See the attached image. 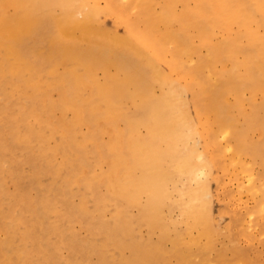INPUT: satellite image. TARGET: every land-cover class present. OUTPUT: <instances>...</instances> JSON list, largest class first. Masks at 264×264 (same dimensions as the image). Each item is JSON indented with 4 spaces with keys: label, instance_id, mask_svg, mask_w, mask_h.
I'll list each match as a JSON object with an SVG mask.
<instances>
[{
    "label": "bare ground",
    "instance_id": "obj_1",
    "mask_svg": "<svg viewBox=\"0 0 264 264\" xmlns=\"http://www.w3.org/2000/svg\"><path fill=\"white\" fill-rule=\"evenodd\" d=\"M134 1L142 5L149 4L147 0ZM163 1L161 10L153 20L150 18L147 21L146 27L151 30L152 22L164 28L160 37L175 43L169 49L174 52L172 58L175 55L185 56L189 62H194L192 47L186 39L187 30L193 29L205 44L210 43L211 34L220 31L228 39L217 47L219 59L234 64L240 47V32L247 35V44L243 46L245 60L235 64L234 72L225 75L222 71L216 72L213 64L209 65L208 80L214 90L203 93L208 98L207 107L202 106L198 98H189L191 81L204 85L199 77L195 78V72L183 70L182 63L175 67L169 66L172 70L163 71L159 64V61L162 62L160 53L138 34L135 27L129 28L131 33L128 36H120L98 25L99 7L96 4L90 14L78 19L76 14L79 10L83 12L84 0H0V79L12 80L10 90H15L19 83L24 82L37 87L30 95L43 92V97L49 98L51 85L47 79L44 76H37L36 79L32 73L39 69L33 64L36 62L32 61L36 52L42 63H48L49 67L54 66L55 58L64 57V61L59 63L72 75V78L64 79L58 85L61 90L64 89L63 96L50 102L54 104L53 107L61 108L66 117L69 112L73 114L72 121L62 118L68 134L59 133V129L48 132L41 123L31 127L30 132L21 130L20 125L14 122L15 127L44 140H56L58 135H62V145L55 149L35 148V155L40 161L44 153L59 154L62 163L57 166L58 171L69 167L75 169L80 163L85 166L77 148L89 149L90 140L88 136L81 135L78 128L87 121L89 111L99 114L101 119L97 120V125L110 138L108 156L105 158L109 170L96 180H103L110 199H121L127 206H136L139 209L138 220L149 229L160 231L161 239L156 245H147L137 239L126 243L121 238L125 233H131V237L134 235L133 221L125 218L128 215L126 208L115 207L113 222L105 221L104 218L98 220L100 228L115 244L114 249L107 248L109 243L97 242L98 232L93 228L95 239L91 240L90 237L82 242V252L101 253L99 257L102 264H151L159 258L167 241L172 244L169 252L177 258L178 264H217L223 256L219 254L215 258L217 260L211 258L213 243L220 229L213 215L215 195L212 184L216 182L221 185L224 176L234 177V181L242 176L247 181L246 192L249 191L256 199L253 198L255 207L248 214L250 219L256 212L261 210L262 213L264 210V178L255 172L256 164L264 165V97L260 103L251 105L249 114L239 113L243 116L239 119L232 115L235 110H230L228 105L229 95L242 101L243 89L247 88L253 96L261 90L264 37L256 33L251 24L264 17V0H194L196 4L192 9L188 8L186 0ZM177 1L183 4L181 13L175 11ZM48 4L49 7L59 6L63 10L55 30L45 26L43 10ZM177 23L182 26L179 31L173 29ZM235 25L238 31H235ZM46 41L51 46H46ZM258 41L261 42L260 46ZM251 46L259 47L257 54ZM192 67L194 71H203L200 62ZM98 69H102L104 75H108L113 82H100L96 76ZM95 83L99 85L96 88L100 89L101 96L94 97V92H89ZM75 84L82 91L81 97L85 104H79L75 98ZM181 84H184L183 88ZM155 88L160 89V95L155 96ZM128 104L130 110L125 107ZM191 106L194 107V113L189 110ZM5 113L13 115L15 110L9 109ZM120 121L129 127L121 128L118 126ZM141 128L146 130L145 137L138 135ZM251 128L260 129L262 138L252 139ZM21 131L15 132L14 136L6 132L0 136L9 144L15 140L22 147L27 146L32 141V135L29 138ZM48 161L52 162L53 158ZM2 164L3 159L0 157V168ZM37 168V172L30 174L32 185L48 193L45 197L39 193L36 201H29L21 211L31 209L33 215L37 216V222L43 225L46 214L58 212V205L46 202L56 193V188L54 184L42 183L44 167L41 165V169ZM7 172L19 187L21 180L16 178L15 169ZM86 172L77 178L78 182L87 180L84 177ZM5 173L0 169V229L6 233L5 240H0V264H63V260L57 256H54V261L39 257L33 260L32 252L35 248L42 249L47 232H44L45 237L37 235L35 238L32 233L39 231V225L31 222L27 224L20 214L14 216L15 194H9L4 187L1 175ZM64 174L67 172L63 170L59 176ZM86 182L90 189L97 183L92 180ZM58 193L63 197L62 193ZM97 202L92 210L84 195L79 207L81 218L88 219L91 224L93 217L97 216V212L101 213L103 208L100 198ZM170 207L180 209L182 221L188 226L186 233L179 231L175 236L171 234L164 218V213ZM55 216L61 225H56L52 232L60 233L59 229L68 217L62 213ZM21 228L22 234L19 233ZM120 247L129 249L130 255L118 262L121 254L116 253V249ZM102 249L110 256L114 251L112 263L104 257L106 254L102 255ZM234 254L237 255L238 263L245 262V251L236 250ZM72 255L75 257V254Z\"/></svg>",
    "mask_w": 264,
    "mask_h": 264
},
{
    "label": "rangeland",
    "instance_id": "obj_2",
    "mask_svg": "<svg viewBox=\"0 0 264 264\" xmlns=\"http://www.w3.org/2000/svg\"><path fill=\"white\" fill-rule=\"evenodd\" d=\"M147 1L149 2L148 5H142V3H137L134 0H84V10L83 12L79 10L76 17L78 19L85 18L87 14H90L95 8L96 4L99 7L97 15L98 25H102L111 32L119 33L120 36H128L129 33H131L129 32V28L132 26L135 27L138 34L142 35L149 43L154 45L156 47L155 49L160 53L162 62L158 61L163 71L172 70L169 66L174 65L175 67L177 66L176 64L179 65L182 63L183 70L185 68L187 71H191L192 73L195 72V78L199 77L204 85L194 84L193 81H191L190 90L188 92L189 98L192 99L194 96L198 98L199 102L202 103V106L207 107L208 98H205L203 93L204 91L214 90L208 80V70L210 69L209 65L213 64L216 72L219 73L222 71L225 75L234 72L235 64L242 63L245 60V50L243 49V46L247 44V35L240 32V47L234 64L231 61L223 62L219 59L216 51L217 47L228 39V36L220 31H216V33L211 34L210 43L205 44L201 38L197 37L198 35L193 29L187 30L186 39L192 47V57L194 62H189L188 58L185 56L181 57L175 55V57L172 58V54H174V52L169 51V49L171 46H174L175 43L171 42L169 39L166 41L164 37H160L164 28L159 26L157 23L152 22L151 30L149 27H146L147 21L150 18L153 20V17H155L159 10H161L164 1ZM186 2L189 9H192L196 4L194 0H186ZM182 10L183 4L177 1L175 3V11L177 13H181ZM43 12L45 15V26L55 30L58 27V20L63 14L62 8L59 6L49 7L48 4L47 7L45 6ZM251 25L256 33L264 37V17L261 16L260 19ZM181 28V24L177 23L173 29L175 31H179ZM234 28L235 31L239 30L237 25H235ZM259 41L258 45L260 46L261 42ZM45 44L46 46H51L49 41H46ZM252 48L254 50L253 52L257 54L259 47L255 46ZM36 53L33 56L34 58L32 61L36 62L33 64L38 66L39 69L32 71V73L36 79L37 76H44L47 79L51 85L49 98L43 97V92L37 93L38 95H30L31 92L37 90V87L29 86L24 82L21 84L19 83L15 90L12 91L10 90L12 80L10 78H1L0 84L3 83V85H0V134H5L6 132L14 136L15 132L17 133L21 130L30 132L31 127L39 123H41L42 128L48 130V132H50L51 129L56 131L59 129V133L62 131L65 134H68V131L62 122V118L66 117L65 114H63V110L57 106L53 107L54 104L50 102H54L63 96L64 89L61 90L58 85L64 79L69 77L72 78V75L71 73H68V70L63 66V64L59 63L64 61V57L55 58L56 60L54 66L49 67L48 63H42L41 58L37 57L38 53ZM197 62L202 64V72L193 70L192 66ZM68 65L72 66L71 63ZM96 76L100 82H113L108 75H104L102 69L97 70ZM97 86L99 85L95 83L92 85V88L89 89V92H94V97L101 96L99 93L100 89L96 88ZM183 87L184 84H181V88ZM260 88L261 90L256 96H253L247 88L243 89L242 101H237L232 97V95H229L228 105L230 106V110H235V114L232 115L239 119L243 117L239 113L249 114L251 112V105L260 103L264 97V78L260 80ZM153 93L155 96H158L161 91L160 89L155 88ZM81 95L82 91L75 84L74 96L79 101V104H85L86 102L82 99ZM125 107L127 110L131 109L129 104ZM9 109H14L15 114L8 115L5 113V111ZM189 110L194 113L193 106L189 107ZM191 115L194 116L195 114ZM72 118L73 114L69 112L66 119L72 121ZM87 118V121L81 124L78 130L81 135L89 137V149L83 150L81 148H77L80 160L85 164V166H82L80 163L75 169L69 167L58 171L57 166L62 163V157L59 154L50 155V153H44L42 155L43 162L42 160L39 161L38 157L35 155V148L40 147L44 149H55L57 146L62 145L63 143H61V141L64 140L62 135H58L56 140H44L40 136H34L31 133L21 131L29 138L30 135H32V141L28 143L27 146L23 147L21 144H17L15 140L10 141L9 144L0 136V157L3 159V164L0 169L2 171H6V173L2 174L1 177L4 178V187L6 191L9 194H15L13 199V204H15L13 214L14 216L20 214L27 224H30L31 222L39 225V231L35 230L34 233H32L35 238H37V235L42 237L45 235L44 232H47V238L44 236L46 242L43 243L42 249L39 250L35 248L32 252L34 254L33 260L34 258L39 257L44 260L50 259L51 261H54V256H57L63 260V264H102V260L99 257L101 253L98 254L93 252L90 254L82 252L81 249L84 247L82 242L86 240V238L88 239L90 237L91 240L95 239L96 236L92 234L94 229L98 232L97 242H102L104 244L109 243L107 248H112V250L114 249L115 244L111 242V237L105 233V230L100 228L98 220H102L101 218H104L105 221H111L112 218H114L115 207L126 208L128 215L125 218L132 219L133 221L132 229L135 231L134 235L131 237V233H125V235L121 238L126 243H131L134 239H137L147 245H156V243H158L161 239L160 231L151 230L148 226L142 224L141 221L138 220L139 209L136 206H127V203L121 199H110L107 186L104 184L103 180H96V178L98 179L99 176L104 175L109 170V165L105 161V158L108 156L107 148L109 146L110 138L109 135L102 131L97 125V120L101 119L99 114H92L89 111ZM14 122L20 125L21 130L15 127ZM118 126L123 128L126 124L120 121ZM259 130L260 129L258 128H251L250 134L252 139L259 140L262 138ZM140 134L142 137H145L146 130L141 128L140 132H138L139 137ZM16 140L19 141L17 136ZM69 149L70 148L68 147V151ZM49 158H53V161H48ZM34 160L38 161L34 162ZM41 165L44 167V171H42L41 174L42 183L44 185L49 183V185L54 184L56 188V193L50 196L49 200L46 199L47 197L45 198L46 202H49L51 205H54V203L58 205V212H50L46 214L43 225L42 222H37V216L33 215V211L31 209L27 208L24 209V212L21 211L29 201H36L39 193L44 197L48 193L45 189L32 185L33 180L30 174L38 171L37 166L41 169ZM9 169L10 171L15 169L16 178L19 177L21 180L19 187H17V184L13 180V176L7 172ZM63 170L66 171L67 174L59 176V173ZM85 170L87 172L84 177L87 180L97 182L92 189L87 186V180H85L84 183L77 181V178L81 176ZM255 172L257 175L264 178V165L256 164ZM232 178L224 176L221 185L216 182L212 184V190L215 195L213 201V215L215 222H218L217 225L219 224L220 229L218 230L219 235L217 240L213 243L211 258H213V260H217L215 258L217 256L219 257V254H222L223 258L219 260L217 264H240L238 263L237 255L234 253L236 250H243L245 251L246 258L245 262H242L241 264H264V210H262V213H260L261 210L258 213L256 212L255 214L257 216L253 213L254 217L253 219L251 218V220V216L249 217L248 214L250 215V212L255 207L254 204L256 199L249 191L248 193L246 192L248 185L247 181L244 180L242 176L235 178V181L234 177ZM238 178H240L239 180H241V182ZM236 187L240 189L245 187L247 188L243 190L241 189V191L236 189ZM15 192H17V194ZM58 192L62 193L63 197ZM235 192L238 193L235 194ZM84 195L87 196V205L92 210L95 209V205L98 203L97 200L99 198L102 200L103 208L100 211L101 213L97 212V216L93 217V224H91L88 219H83L80 216L79 207L82 203ZM234 197L237 199H234ZM0 201H2L1 194ZM5 206L7 205L5 204ZM169 209L170 210H167L164 213V218L166 220V224L169 226L171 234L175 236L179 231L186 233L188 231V226L187 223L182 221L180 209L177 207H170ZM261 209H263V207ZM245 210H247V212H245ZM242 211L244 213H242ZM58 213L66 215L68 220H66L63 226L60 227V233H53V228L56 225H61V223L56 220L57 218L55 215ZM244 222L245 224L243 225ZM22 232L23 228H21L19 233L22 234ZM193 233L196 234V231L194 230ZM5 238V231L0 229V240H5ZM74 239L76 240V243L74 242ZM35 243L36 245L39 244L37 240ZM62 243L65 244L66 247ZM115 243L118 244L117 242ZM162 248L163 251L160 252L159 258L155 259L154 262H151V264H178L177 262L179 261L177 258L169 252L172 248L171 242H165ZM102 251V255L104 256L106 254L104 257L112 263L114 259L112 253H114V251H112L111 256L105 249H102ZM153 252L156 254L155 250ZM116 253L121 254L118 258V262L121 258L124 260L129 258L130 255L129 249H125L123 247L116 249ZM72 254H75V257ZM16 261H18L17 257ZM213 263L216 264V262ZM121 264H124V262Z\"/></svg>",
    "mask_w": 264,
    "mask_h": 264
}]
</instances>
